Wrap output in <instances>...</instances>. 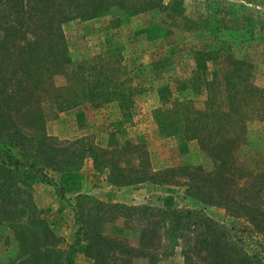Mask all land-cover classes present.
Wrapping results in <instances>:
<instances>
[{
    "label": "trees",
    "instance_id": "obj_1",
    "mask_svg": "<svg viewBox=\"0 0 264 264\" xmlns=\"http://www.w3.org/2000/svg\"><path fill=\"white\" fill-rule=\"evenodd\" d=\"M158 9L161 13L164 9L161 0H0V231H12L18 264H73L81 242H85V254L94 264H121V254L128 253L127 247L103 234L104 223L116 216L145 220L159 216L152 220V228L144 230L145 235L141 231L144 242L146 237L157 238L159 230L172 235L183 229L193 231V242L182 249L185 264H261L230 240L220 224L199 210L109 203L88 194L76 195L75 238L63 249L33 201L32 183L54 185L46 170L74 167L85 156L84 151L70 152L67 158L65 149L50 144L48 151L46 135L40 131L44 112L38 102L39 90L52 87L50 101L57 112L84 104L94 108L116 104L120 118L126 120L131 117L135 95L147 90L142 75L128 66L109 37L96 53L83 54L66 74L65 84L56 87L53 76L72 62L62 25L111 12L118 13L122 20ZM154 31L155 37L167 33L158 28ZM147 33L152 37V31ZM216 41L220 39L216 37L212 45ZM230 48H218L222 58L227 57L225 50ZM229 61L227 73L218 75L214 71L205 82L201 110L188 98H176L169 107L154 109L155 132L160 137L196 140L212 160L211 171H192L191 180L185 184L187 197L245 217L264 237V172L250 173L239 186L227 174L231 167L228 162L237 152L259 150V130L249 125L264 122V85L254 81L246 55L236 57L231 52ZM122 120H118L119 125ZM21 126L39 131L26 134ZM92 158L96 164L97 155ZM119 176L108 181L116 186L157 182L156 175H143L137 170Z\"/></svg>",
    "mask_w": 264,
    "mask_h": 264
},
{
    "label": "rangeland",
    "instance_id": "obj_2",
    "mask_svg": "<svg viewBox=\"0 0 264 264\" xmlns=\"http://www.w3.org/2000/svg\"><path fill=\"white\" fill-rule=\"evenodd\" d=\"M161 3L162 13L158 9L121 20L118 13L111 12L92 20L73 19L62 25L72 62L53 76L56 87L65 84L66 74L83 54L96 53L109 37L128 66L142 75L147 90L135 95L127 120L120 118L116 104L98 108L84 104L57 112L50 101L52 87L39 90L38 102L44 112L40 131L46 135L48 151L50 144L65 149L67 158L71 157L70 152L84 151L85 156L80 161L73 157L78 161L74 167L46 170L54 185L32 183L33 201L56 235L58 247L63 249L75 238L76 195L88 194L101 200L97 196L100 191L111 192L115 199L126 200L128 205L199 210L220 224L228 238L243 251L264 264V237L245 217L186 196L185 184L191 180L192 171L213 169L208 153L196 140L158 136L153 119L154 109L169 107L176 98L191 99L201 110L206 97L205 82L214 71L223 75L230 70L231 52L236 57L246 55L254 81L264 85V0H161ZM157 28L163 33L167 31L165 36L155 37ZM147 31H152V37ZM216 37L221 42L212 45ZM220 46L231 47L225 50L227 57L222 58ZM119 119H123V124H118ZM250 124L253 130H259V150L249 154L237 152L228 162L231 167L227 174L238 186L250 173L264 172V122ZM22 128L26 134L39 131ZM136 170L143 175H156L157 182L128 188L125 186L129 185L116 186L108 181L111 177L134 174ZM158 217L145 220L116 216L104 223L103 234L118 239L128 249L127 254H121L120 259L124 260L121 264H185L182 249L193 242L190 240L193 231L183 229L172 235L159 230L157 238L146 237L145 242L144 236L142 239L141 231L152 228V220ZM84 247L85 242H81L73 264H94ZM15 254L12 231L9 228L0 231V264H18Z\"/></svg>",
    "mask_w": 264,
    "mask_h": 264
},
{
    "label": "crops",
    "instance_id": "obj_3",
    "mask_svg": "<svg viewBox=\"0 0 264 264\" xmlns=\"http://www.w3.org/2000/svg\"><path fill=\"white\" fill-rule=\"evenodd\" d=\"M139 186H146L145 185V182L143 183H138V184H133V185H129V186H125V187H128V188H133V187H139ZM121 188V187H119ZM111 192H100V191H97V196L101 199V200H111L112 202H115V201H120V202H124L125 204H128L126 200H119V199H115L113 197V194L111 196Z\"/></svg>",
    "mask_w": 264,
    "mask_h": 264
}]
</instances>
